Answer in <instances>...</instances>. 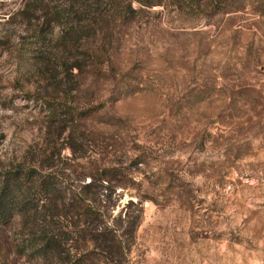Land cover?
Masks as SVG:
<instances>
[{
    "label": "rangeland",
    "instance_id": "obj_1",
    "mask_svg": "<svg viewBox=\"0 0 264 264\" xmlns=\"http://www.w3.org/2000/svg\"><path fill=\"white\" fill-rule=\"evenodd\" d=\"M129 1L99 77L55 89L0 53V167L72 135L53 170L95 161L134 182L110 212L117 227L141 215L115 264H264V0ZM19 3L0 1V23ZM75 108L94 113L70 123ZM18 231H0V264H35L14 254Z\"/></svg>",
    "mask_w": 264,
    "mask_h": 264
},
{
    "label": "trees",
    "instance_id": "obj_2",
    "mask_svg": "<svg viewBox=\"0 0 264 264\" xmlns=\"http://www.w3.org/2000/svg\"><path fill=\"white\" fill-rule=\"evenodd\" d=\"M137 13L129 0H20L15 11L1 14L0 53L9 52L38 82L55 89L87 71L99 77L106 63L111 65L116 28L131 24ZM41 100L51 105L49 95ZM50 109L55 114L56 108ZM71 110L64 111L70 123L94 113ZM66 124L57 126L64 131ZM66 142L60 148L46 143L37 152L30 149L0 167V231L19 221V239L12 248L27 262L115 264L127 255L125 239L133 240L141 215L126 211L117 227L109 223L110 212L118 199L116 190L130 189L126 184L134 182L128 176L116 179L95 161H86L78 173L53 170V160L60 159L63 149L74 154L78 150L72 135ZM129 205L131 201L125 210Z\"/></svg>",
    "mask_w": 264,
    "mask_h": 264
}]
</instances>
